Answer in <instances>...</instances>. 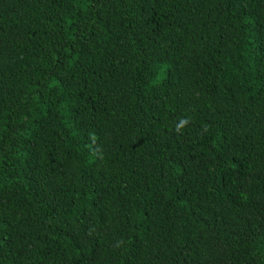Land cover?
<instances>
[{"label":"trees","instance_id":"obj_1","mask_svg":"<svg viewBox=\"0 0 264 264\" xmlns=\"http://www.w3.org/2000/svg\"><path fill=\"white\" fill-rule=\"evenodd\" d=\"M0 264H264V0H0Z\"/></svg>","mask_w":264,"mask_h":264}]
</instances>
